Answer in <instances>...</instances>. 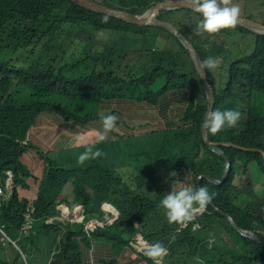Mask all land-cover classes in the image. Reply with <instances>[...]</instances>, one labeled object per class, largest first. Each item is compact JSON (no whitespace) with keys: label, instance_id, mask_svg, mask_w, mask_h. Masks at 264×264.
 Wrapping results in <instances>:
<instances>
[{"label":"trees","instance_id":"1","mask_svg":"<svg viewBox=\"0 0 264 264\" xmlns=\"http://www.w3.org/2000/svg\"><path fill=\"white\" fill-rule=\"evenodd\" d=\"M100 2L140 14L150 7L152 0H100ZM174 10H182L187 14L191 11L190 8ZM105 15L107 14L87 9L72 0H0V185L5 179L7 169H13L15 182L18 181L15 172L18 167V156L25 148L22 141L26 139L36 116L41 111L50 110H56L67 117L77 112L81 99H85L84 93L87 88L84 86L89 82L114 76L116 86L101 87L97 93L100 94V98L114 96V91H121L126 86L133 98L138 101L145 100L151 105L157 103L159 94L167 87L179 86L191 90L196 87L198 95L196 99L189 98V107L184 116L187 122L185 126L177 127L170 132H153L146 137L103 144L100 148L104 155L90 159L83 165L75 163L69 166L65 160L66 151H63L51 161L52 167H49L51 172L43 180L50 198L61 194L66 184L71 182L73 192L76 193L72 203H82L87 212L95 198L98 199L97 202L107 200L115 205L120 211L119 220L112 226L99 229L94 234L95 239L105 237L115 240L119 245H126L134 235L142 232L149 240H161L177 252L189 237L191 230L178 233L175 232L176 228L167 222L165 211L159 207L160 201L166 195L164 187L169 182L174 184L176 190L179 189L186 174L193 175L195 187H199L197 177L201 173H208L220 179L226 165L225 158L211 151L202 137V123L207 110L206 95L188 50L174 35L162 28L130 24L110 15H107L109 17L107 24L101 23ZM163 17L167 18V16ZM180 27L190 33L187 23ZM148 28L162 31L169 38L173 37L179 49L156 51L154 60L143 70L136 68L133 71L132 66L127 65L125 77L120 76L114 69L110 70L117 59L123 62V57L127 55L124 46L116 49L123 52L122 56L116 53L111 55L105 72L94 71V75L85 79L72 80L66 76V73L61 74L55 66L59 62L57 58L66 59L69 47L64 46V41L70 37L83 42H94L96 33L101 30L112 32L133 30L145 39ZM236 30L249 31L243 27H237ZM225 34L224 42L227 45L225 50L222 49V44H219L217 50L209 53L211 56H217L225 51L232 52L231 57H224L223 66L229 62V69L225 78L222 77L220 85H216L210 72L216 97L214 110H239L241 119L234 127L225 126L218 134L210 133L209 139L233 142L241 147L219 145L231 159L232 171L222 185H215L206 179L201 181V185L206 186L210 193H216L220 197V200L214 197V204L232 215L240 227L256 229L254 221L262 220L264 199L258 205H252L249 201L252 192L248 184L237 187L233 185V179L235 162L264 167L262 154L264 151V34L253 32L254 48L250 53L242 56L235 55V51L231 50L236 44L233 37L237 32L225 30ZM193 37L197 41L200 55L202 53L205 59L207 56L202 52V46L210 42L209 39H201L199 35ZM53 43L62 46V52L58 57L52 56ZM135 64L137 65L138 62L135 61ZM188 64L192 66L191 70H187ZM31 68L33 70L29 72ZM207 72L209 76V70ZM161 77L166 78V84L163 83L164 86L156 91L153 85L159 84ZM77 84L80 85V94L76 92ZM28 91H32L35 96L28 97L26 94ZM13 96L21 103L16 104ZM175 135L182 151H155L154 144L157 141ZM106 148L119 151H103ZM117 152L123 154L118 155ZM239 156L242 159H239ZM178 157L180 158L177 169L166 168L162 171L164 166L171 165ZM202 161L208 166L201 167ZM173 172L176 175L172 176ZM35 206V215L39 216L53 205L49 199H43L40 204L36 201ZM27 209L28 201L19 199L16 190H13L7 202L1 203L0 199V222L6 225L9 234H11L10 227L17 229L23 224ZM209 209L211 213L205 216L208 221L203 223L207 225L208 230H213L211 227L213 222L226 219L225 215L217 211L214 206L211 205ZM153 212L155 216L151 217ZM98 213L100 211L95 207L92 215ZM216 214L224 219L217 218ZM57 227V224H45L36 234L41 232L47 235L51 229ZM78 228L82 230L83 226L78 225ZM172 237H175V240L170 242ZM85 240L87 243L90 242L88 238ZM206 241L207 237L199 241L197 250L208 261L211 256L212 264H264L259 259L263 247L252 240L242 241L238 233H235V241L238 245L235 249L227 245L224 247L218 245L217 249L207 248ZM29 242L21 237L18 244L26 252V245ZM179 253L178 255L185 254V252ZM254 253L257 254L252 257ZM133 259L132 264H135V258ZM184 260L186 262L187 259ZM112 262L115 263L116 259Z\"/></svg>","mask_w":264,"mask_h":264},{"label":"crops","instance_id":"2","mask_svg":"<svg viewBox=\"0 0 264 264\" xmlns=\"http://www.w3.org/2000/svg\"><path fill=\"white\" fill-rule=\"evenodd\" d=\"M236 1V5L241 9L240 15L264 22V0ZM249 3H253L255 6L252 11H249L247 8ZM189 14H194L193 16L195 17L189 16ZM188 17H190V21L193 24L197 20L202 19L200 14L192 9L188 11ZM225 30L237 33H251L250 31H238L232 29V27L222 29L220 32L224 34ZM182 31L184 32V30ZM146 32L147 37L145 39L142 38L140 33L133 30L119 31L117 33L116 39L120 41L128 40L129 45L126 50L127 55L123 57V62L117 59L118 62H115L110 70L116 66L125 75L127 73V65L132 66L133 71L136 68L138 70L146 69L154 60V54L145 55L141 51L142 48L144 49L146 42L151 43L152 47H154L156 41H161L162 45L158 43L161 48L170 50L179 49L178 43L173 42L172 38H169L166 33L152 28H148ZM190 34L192 36L196 35L193 32H190ZM208 35H217V33ZM208 35L202 34L201 38H205ZM109 44L113 47L116 43ZM216 45L214 43L211 46L210 42H207L206 46H202V52L206 53L207 49V53L209 54L212 50H215ZM100 49L105 51L104 46ZM92 52L67 54L64 60L57 58L59 62L55 66L61 74L66 73V76L72 80L85 79L88 76L94 75V71H98V73L105 72L108 66L107 62L114 52L105 51L101 55ZM122 54L123 52L119 53L121 56ZM209 55L211 56V54ZM224 57V53L218 56L220 60H224ZM134 60L138 62L137 65ZM222 67L223 65L219 69ZM188 68H190V64H188ZM32 70L33 68L29 72ZM79 87L80 85H75L76 92L80 94ZM179 88L182 87L166 88L159 94L156 100L157 103L153 105L146 103L145 100H128V97H122L124 91H118L114 96L100 98V94H98L94 98L81 99L79 110L68 117L63 116L56 110L41 111L37 115L36 122L34 121L28 130L25 139L27 143L24 144L25 148L18 156V167L15 172L18 175V181L15 182L14 189L19 197L27 200L28 203L32 200L34 207L29 212V217L24 215L25 221L23 224L17 229L10 227L11 234L8 233L17 242L20 241L19 237L21 234H23L22 237L24 239L30 241L26 245V252L21 249L26 254L28 264H132L136 253L131 244L119 245L115 240H109L104 237V239L96 240L91 245L90 242L87 243V240H85L87 238L85 231L83 229L79 230L76 223L69 220L58 221L57 217L62 215L69 205L74 206L77 204L70 202L75 198L76 193L73 192V186L69 182L61 194L57 196L53 195L50 198V193L47 191L43 180L49 173V167H52L51 161L63 151H66L65 157L68 159V165L72 166L77 163L79 154L86 150V146H93V150H101L95 143L98 140L96 135L102 131L99 123L101 115L113 114L118 117L116 130L108 133L107 139H115L134 130L141 133L148 128L153 129L154 132L161 133L173 131L177 128L175 124L178 123L179 111L184 109L189 102L188 96L183 92L177 93L171 91V89ZM176 137L177 135L169 136L163 138L165 140L157 141L154 144L155 151H182L178 140L175 139ZM27 151L31 152L28 153ZM103 151L119 150L106 148ZM117 154L122 155L123 153L117 152ZM179 158L171 165L164 166L162 171L166 168L177 169ZM7 170L13 172V169ZM43 199H49L52 205H56L58 209L52 213L43 212L39 216L35 215V203L37 201L40 204ZM97 200L95 198L94 203L100 211L98 214L102 215V205L105 200L101 202H97ZM50 217H55L56 221H50ZM40 219L45 220V224H57L58 227L51 229L47 235L41 232L36 234L45 225H37V221ZM28 223H30V227L27 230H23L24 226ZM51 232L55 233V236L52 239L50 247ZM206 233L207 225L203 222L196 223L192 227L189 237L182 244V250L185 254H172L169 257L175 259L174 263H180L182 259H187L186 263L180 264H193L198 255L203 264H212L211 256L208 261L197 250V244L206 238ZM83 241H85L86 246L82 245ZM129 251L134 252L131 255L132 261L125 263L124 257L129 254ZM188 252H190L189 255ZM114 259H116L115 263L112 262ZM19 260L20 252L14 245L7 244L3 246L0 243V264H17ZM135 261V264H137V257Z\"/></svg>","mask_w":264,"mask_h":264},{"label":"clouds","instance_id":"3","mask_svg":"<svg viewBox=\"0 0 264 264\" xmlns=\"http://www.w3.org/2000/svg\"><path fill=\"white\" fill-rule=\"evenodd\" d=\"M156 1H158V0H152V3H155ZM186 3L195 12L199 13L200 16L202 17V19H199V22L197 23L196 27L193 29V32L196 35H202L204 33L213 34V33L219 32L222 29H227V28H231V27H232V29H236L237 27H242L237 23V19H238V17H247L244 15H240V11H241L240 7L238 5L231 4V0H186ZM165 12L161 15V17L165 16L164 15ZM163 18H166V17H163ZM248 18H250V17H248ZM257 21H259V20H257ZM108 22H109V17L107 15H105L103 17L101 23L107 24ZM260 22H262V21H260ZM243 28H245V27H243ZM248 30L251 33L255 32V31H252L250 29H248ZM104 35L105 34H104L103 30L98 31L96 33V36L98 39L104 37ZM162 50H170V49L162 48ZM218 56L219 55L209 56V57H206L204 60H202L199 64L200 72L205 73L206 70L215 69L219 66L220 62L223 63V61H225V60H220L218 58ZM223 65H224V63H223ZM191 68H192V66L190 65V68H187V70H191ZM120 73H121V71H120ZM122 75L124 76V74H122ZM164 85H165V83H164ZM155 86L156 85H153V88L156 91H159L163 87V86H161L159 89H157V88H155ZM177 87H179V86H177ZM167 88H171V87H167ZM184 88L188 89L187 87H184ZM203 90H204V88H203ZM121 91H124V93L122 94V97H128V100H133V101L136 100L135 98H133L131 96V92H130L129 88H127L126 86L123 87V89ZM117 92H118V90L114 91L113 94H116ZM197 95H198V93L196 91V87H193L191 97H194L196 99ZM189 98L190 97H188V100H189ZM215 100H216V97H215ZM136 101H138V100H136ZM206 101H207V98H206ZM188 103L184 109L179 111V116H178V120H177L178 121L177 127H183L187 124V122L184 120V116H185V112L187 111V109L189 107ZM214 107H215V105H214ZM214 107H213L212 111H210L207 114L206 119L204 118L205 120L202 123L203 140H204L203 128L206 130L207 137H209L210 133L213 135L218 134L220 131H222L224 129L225 126H227V127L236 126L237 122L241 119V112L239 110L229 109V110L221 111L220 109L214 110ZM206 112H207V110H206ZM205 116H206V114H205ZM99 119H100L99 123H100V127H101L102 131H101V133H98L96 135V138L98 140H96V142H95L97 144V147H99V148L101 145L109 143V142L123 141V140L128 139V138L137 139V138H141V137H146L150 133L154 132V131H151L149 133L136 136L140 132H137L134 130L133 132H129L128 134L120 135V136L116 137L115 139H107L108 133L116 130L117 125H118L117 124L118 117L116 115H113V114H106V115H101ZM213 141H216V140H213ZM217 142H219V141H217ZM227 143H230V142H227ZM220 145H222V144H220ZM224 146H226V145H224ZM231 147H234V146H231ZM240 147H241L240 145H237V147H235V148H240ZM219 148H221V147H219ZM262 154L264 156V151H262ZM103 155H104V153L102 152V150H99V149L93 150V146H86V150L83 153L79 154V156L77 158V163L79 165H83L86 161H88L90 159L99 158ZM225 161H226V158H225ZM235 165L238 166V169L235 168ZM249 166L250 165H244V164L239 163V162L234 163V168H235V175H234V179H233V185L234 186H236L234 184V180H235L237 173L239 171H244ZM225 167H226V165H225ZM259 168L264 170V167L262 165ZM231 171H232V166H231ZM5 175H6V172H5ZM171 175L172 176L176 175V173L173 172V173H171ZM186 176H188V174H186L184 176V179L181 182V186L177 190L174 188L173 183L167 182L166 186L167 185L170 186L171 192L168 193L165 190L166 186L164 187L166 195L160 201V205H159V207L165 211L167 222L169 224H171L172 227H175L176 228L175 232H178V233H182V231L187 230V229L191 230L192 227L196 225V223L207 222L208 218L205 216L211 213V211L209 209L210 206L212 205L215 208L218 207L214 204V200H213L216 193H210L209 189L206 186L201 185V182L198 183L199 187H195V182L192 180L195 188L192 186L183 187V182L185 181ZM14 181H15V177H14ZM2 183H4V180ZM246 184H248V186L252 192V194L249 196L250 203L252 205H258L264 199V194L261 195L260 197H258V194L256 193V191H254L252 189L250 181H246L240 187H242L243 185H246ZM18 197H19V195H18ZM0 199H1V203H3V202H7L10 198L7 201H2V196L0 195ZM19 199H23V198L19 197ZM104 202L110 203L107 200H105ZM77 204H82V203H77ZM110 204H112V203H110ZM70 206H73V205H70ZM83 207H84L85 218H84L83 222H75L76 224L83 226V224H85L87 221H89L93 218H96L97 216H100L99 214L87 216L88 212H87L84 205H83ZM216 210L219 211L218 209H216ZM220 213L223 214L222 212H220ZM226 215H229L233 219L235 225L232 224V222L227 218ZM119 218H120V211H119ZM119 218L112 224H107V225L102 226V227H97L94 232L96 233L99 229L114 225L119 220ZM225 219L226 220H217L216 222H213L211 224V227L213 228V230L207 229V233H206L207 241L205 243V246L207 248L215 247L217 249L218 244L214 245L212 239L209 240V237H210V235L218 234L219 229L224 227L227 234L230 236V238L232 240L231 246L234 249L238 247V245L236 244V241H235V233H238L241 236L242 241L252 240V241H255L256 243H258L261 247H263V252L259 255V259L262 262H264V205L262 206V216H261L262 220H255L254 221V224L256 225V229H245V228L240 227L237 224L236 220L233 218V216L230 215L229 213L225 214ZM0 223H2V222H0ZM184 226H186V227H184ZM238 228L245 231V232H251L255 235H258V237L261 239V241H258L254 238H251V237H248V236L242 234L238 230ZM137 234H141L144 236V238L147 242V245H145V248L143 250L139 251L131 244L133 237L131 238V240L128 244H131L134 247L136 255L133 258H135V259H136V257H140V258L144 259L149 264H162L165 257L171 256L172 254H180L179 252L183 253V250H182L183 246H180L179 251L175 252V250H173L169 244H166L165 242H163L161 240H152L151 241L142 232H138ZM174 238L175 237H172L170 242H173L175 240ZM88 239H89L91 245H93L95 243V241L97 240L94 238V235H93L92 239L91 238H88ZM83 246H86L85 241L83 242ZM256 254L257 253H254L251 256L254 257V256H256ZM193 264H203V262L200 259V256L198 258V255H197Z\"/></svg>","mask_w":264,"mask_h":264},{"label":"rangeland","instance_id":"4","mask_svg":"<svg viewBox=\"0 0 264 264\" xmlns=\"http://www.w3.org/2000/svg\"><path fill=\"white\" fill-rule=\"evenodd\" d=\"M97 1H100V0H97ZM236 3H237L236 0L231 1V4L236 5ZM153 4L154 3H152L150 5V7L153 6ZM247 8H248L249 11H252L255 8V6H254L253 3H249ZM164 15L167 16V19H168L169 22H171L173 25L179 27L181 30H184V29H182V27H180V26H182V24H184V23H187L189 25V31L191 33L193 32V29L196 27V25L198 23V20H197L195 22V24H193V22L190 21V17H186V16H188L187 12H184L182 10H172L168 14L165 13ZM190 15L192 17H195V16H193L194 14H189V16ZM103 32L105 34L104 37L98 39L97 36H96L95 39H94V42H83V41H80V40H76L73 37H70L69 39L64 41V46H68L69 47L68 54H71L73 52H91V51H93L92 53H95V54H98V55H101L102 53H105V51H111V52H114L116 54H119L122 51H116V49L117 48H121L122 46H124L126 48V50H127L128 45H129V41L128 40H121L120 41V40L116 39L118 32H110V31H107V30H103ZM184 32H185V34H187V37L195 44V46L197 48H199L198 44H197V41L194 39V37L190 33H188L187 31H184ZM204 35H208V34L204 33ZM199 36L201 38V35H199ZM225 37H226V34L225 33L223 34L222 32L219 31V32H217V35H208L205 38H201V39H209L211 46L214 43H216L217 45H216L215 50H217L220 47L219 44H222V49L225 50V48L227 47V45L224 42V38ZM171 38H172L173 42H177L173 37H171ZM233 38H234L236 44L231 47V50L235 51V53H236L235 55L242 56V55L250 53L253 50L254 44H255V39L253 38V33H237V34L234 35ZM113 42H115L116 44L113 47H111L109 43H113ZM158 43L161 44V45L163 44L161 41H156L155 46L152 47L151 43L146 42L144 49L143 48L141 49L142 53H145V55L157 54L156 51L159 52L162 49L159 46ZM98 45H99V47L97 48ZM102 46H104V50L105 51L100 49ZM205 46H206V44H205ZM51 49H52V56L53 57L55 55H59L62 52V46L59 43L51 44ZM99 50H101V51H99ZM199 51H200V49H199ZM204 54L207 57L210 56L208 53H204ZM224 54H225V56L227 58H229V57H231L232 52L229 50V52L225 51ZM201 56H203V59H204V55H202V53H201ZM115 62L117 63L118 60H116ZM222 65H223V63L220 62L219 66L217 68L209 70V77H210V80L213 83V85H214V81L212 79V75L214 77L216 85L218 86V85H220L222 77L225 78L224 77L225 74L226 73L228 74L229 62H226V65L219 69V67L222 66ZM114 70L117 71V73L120 76H122V74L120 73L118 67H115ZM210 72H211L212 75L210 74ZM115 80L116 79H115L114 76H109V77H102L100 79H97V80H94L92 82H89L86 86H84L85 88H87V90L84 93L85 94V98H94L97 95L98 90L101 87H109L110 88V85H115L116 86ZM159 80L161 81L159 84H154V85H156L155 88H157V89H159L163 85V83L166 84V78L165 77H161ZM118 82L119 81H117V83ZM171 91H175L177 93L183 92L188 97L192 96V90L191 89H184V87L179 88V89H171ZM26 94H27L28 97H32V98L35 96L32 91H28ZM13 101L16 104H20L21 103V101L14 99V96H13ZM36 120H37V116L35 118V122H36ZM177 125H178V123L175 124V126H177ZM151 131H153V129L148 128V129L142 131L141 133L137 134L136 136L143 135V134L149 133ZM238 158L242 159V157H240V156ZM65 160H66V163H68V159L66 157H65ZM200 166L201 167H207L208 165H207V163L202 161L200 163ZM235 168L238 169V166L235 165ZM50 170H49V172H50ZM192 180H194V176L193 175L186 176L185 177V181L183 182V187H185V186L194 187V183H193ZM246 181H250L251 182L252 189L254 191H256V193L258 194V197H260L261 195L264 194V170L259 168L256 164H251L244 171H239L237 173L236 177H235L234 184L236 186L240 187ZM165 190L168 193H170L171 192L170 186L167 185L165 187ZM215 197L218 200H220V197L217 194L215 195ZM70 202L72 203V201H70ZM95 207H96V204L93 202V204L88 208L87 216H91L92 215V212L95 210ZM56 209H58L57 206L53 205L47 212H51L52 213ZM154 216H155V212H153L151 214V217H154ZM216 216L219 219H221V218L224 219L221 215L216 214ZM43 224H45V220L40 219V220L37 221V225L38 226H42ZM54 236H55V233L51 232L50 233V239L51 240L49 241V246L50 247L52 245V239L54 238ZM210 239H212L214 245L218 244L219 247H224L225 245H227L228 247H231V245H232V240H231L230 236L227 234V232H226L224 227L219 229L218 234L210 235L209 240ZM133 253H134L133 251H129V254L124 257V262L125 263H129V262L132 261L131 255ZM174 260L175 259L173 257L167 256L163 260L162 264H174ZM180 263H185V260L182 259L180 261ZM137 264H149V263H147L144 259H142L140 257H137Z\"/></svg>","mask_w":264,"mask_h":264},{"label":"water","instance_id":"5","mask_svg":"<svg viewBox=\"0 0 264 264\" xmlns=\"http://www.w3.org/2000/svg\"><path fill=\"white\" fill-rule=\"evenodd\" d=\"M72 1L87 9H91L96 12H100V13H104V14H107V15H110L116 18H120L130 24H135L139 26H152V27L165 29L168 32H170L172 35H174L179 41H181L182 44L185 46V48L188 50L189 56L199 75L202 86L204 88V92L206 94V98H207V112L205 116V119H206L207 114L210 111H212L215 105V88L208 76L207 70L205 71V73L200 72L199 64L204 59L200 55L194 43L187 37V35L179 27L173 25L171 22L168 21V19L161 17V15L165 11L179 9V8L192 9L186 3V0H158L153 4V6L146 9L143 13H140V14L134 13V12H131L125 9L111 7L97 0H72ZM237 23L242 27L258 32L260 34H264V23L263 22H260V21H257L255 19L248 18V17H238ZM203 136H204L205 142L207 143L208 147L212 151L226 158V167H225L222 180H216L211 175L207 173H202L198 176L197 183H200L201 179L206 178L216 184L221 185L229 177V174L231 172L232 161L230 160L228 155L225 153V151L219 148V145L222 144V145L234 146V147H237V145L232 142L230 143L217 142V141H213L209 139V137H207L206 135V130L204 128H203ZM216 209H218L224 215L226 214L225 212L221 211L218 207H216ZM226 216L232 222V224L235 225L233 219L229 215H226ZM238 230L242 234L248 237L261 241L258 235H255L251 232H245L239 228Z\"/></svg>","mask_w":264,"mask_h":264},{"label":"built area","instance_id":"6","mask_svg":"<svg viewBox=\"0 0 264 264\" xmlns=\"http://www.w3.org/2000/svg\"><path fill=\"white\" fill-rule=\"evenodd\" d=\"M22 143L26 144L27 141L23 140ZM27 152L30 153L31 151H27ZM5 172H6V176L4 179V183L0 185V195L2 196V201H7L10 198L11 194L13 193V190L15 189L14 173L11 170H6ZM33 207H34V203L32 200H30L28 203L27 212L25 213L26 217H29V212L33 209ZM84 218L85 216H84L83 205L76 204L74 206L69 205L68 208H66V211L63 212L62 215L57 217V220L61 222L65 220H69L70 222L75 223V222H83ZM118 218H119L118 209L114 205L104 202L102 205V215L97 216L96 218H93L87 221L85 224H83V230L85 231L87 237L92 239L93 235L95 234L94 231L97 227H102L107 224H112ZM49 220L56 221V218L50 217ZM29 227H30V223L26 224L23 230H27ZM22 236L23 234L20 235L19 239ZM0 243L3 246L7 244L14 245L20 252V260L18 261L17 264H28L26 254L21 250L17 240H14L9 236L7 230L5 229V225L3 223H0ZM131 244L137 250L141 251L145 248L147 242L143 235L136 234L133 236V240Z\"/></svg>","mask_w":264,"mask_h":264},{"label":"flooded vegetation","instance_id":"7","mask_svg":"<svg viewBox=\"0 0 264 264\" xmlns=\"http://www.w3.org/2000/svg\"><path fill=\"white\" fill-rule=\"evenodd\" d=\"M208 174V173H207ZM224 174V173H223ZM210 175V174H209ZM212 176V175H211ZM213 178H215L216 180H222V178H223V176L219 179V178H216V177H214V176H212ZM203 179H206V178H203ZM203 179H201V181L203 180ZM206 180H208V179H206ZM200 181V182H201ZM208 181H210V180H208ZM210 182H212V181H210ZM213 184H215V185H219V184H216V183H214V182H212ZM222 185V184H221ZM229 192H231V190H228Z\"/></svg>","mask_w":264,"mask_h":264}]
</instances>
